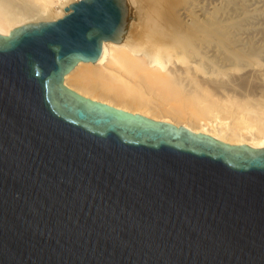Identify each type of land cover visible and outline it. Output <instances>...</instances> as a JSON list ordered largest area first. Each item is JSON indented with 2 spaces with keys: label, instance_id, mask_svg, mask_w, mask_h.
I'll use <instances>...</instances> for the list:
<instances>
[{
  "label": "water",
  "instance_id": "water-1",
  "mask_svg": "<svg viewBox=\"0 0 264 264\" xmlns=\"http://www.w3.org/2000/svg\"><path fill=\"white\" fill-rule=\"evenodd\" d=\"M64 10L0 35V264H264V148L67 89L130 7Z\"/></svg>",
  "mask_w": 264,
  "mask_h": 264
},
{
  "label": "bare ground",
  "instance_id": "bare-ground-1",
  "mask_svg": "<svg viewBox=\"0 0 264 264\" xmlns=\"http://www.w3.org/2000/svg\"><path fill=\"white\" fill-rule=\"evenodd\" d=\"M78 1L0 0V35L61 18L70 13L64 8ZM177 1L142 31L131 22L119 43L102 41L98 59L77 62L64 74L63 86L91 101L225 144L264 148V32L258 27L264 0ZM144 86L179 104L151 111ZM199 102L203 109L190 112L193 117L229 104H250L241 109L236 125L218 116L198 117L195 125L181 120L184 107Z\"/></svg>",
  "mask_w": 264,
  "mask_h": 264
},
{
  "label": "rangeland",
  "instance_id": "rangeland-1",
  "mask_svg": "<svg viewBox=\"0 0 264 264\" xmlns=\"http://www.w3.org/2000/svg\"><path fill=\"white\" fill-rule=\"evenodd\" d=\"M129 7H130V15H129V21L127 25H130L131 22L134 25V27L137 28V30H141L146 22L151 21L153 16H155L160 11H168L169 6L173 5L172 3L178 2L177 0H127ZM171 7V6H170ZM243 21L241 18L239 19ZM258 27H260V30L264 32V20H258ZM262 48L264 49V39L262 41ZM131 85H135V83L131 82ZM138 87V86H137ZM141 90L145 93V95L149 98V102L147 103V106L151 111H165L168 109L171 105H177L179 102L174 103L171 99H164L160 98L158 94L152 92L151 90H148L147 88H142ZM179 93L180 91L177 90ZM108 96H111L110 93ZM113 97V95L111 96ZM181 104V103H180ZM250 103L249 102H242V105L237 104H229L226 106L221 107L218 110L213 111V113L209 116H203L204 114L201 113L199 118L207 119V117H210L211 119H214L215 116H218L220 119H223L225 122H230L233 125H236V118L241 114V109L246 108ZM204 103H198L196 106H186L184 107L185 114L183 113V117L181 120L188 121L195 125L198 119V117L191 116L190 112H195L196 110L203 109ZM164 107V108H163ZM196 109V110H195ZM203 119V120H204Z\"/></svg>",
  "mask_w": 264,
  "mask_h": 264
}]
</instances>
